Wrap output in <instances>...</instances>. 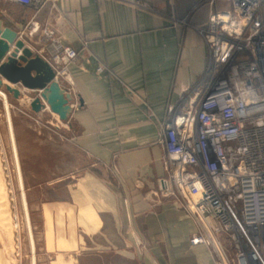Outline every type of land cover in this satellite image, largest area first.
I'll list each match as a JSON object with an SVG mask.
<instances>
[{
    "label": "crops",
    "instance_id": "crops-1",
    "mask_svg": "<svg viewBox=\"0 0 264 264\" xmlns=\"http://www.w3.org/2000/svg\"><path fill=\"white\" fill-rule=\"evenodd\" d=\"M144 1L152 9L125 0H57L38 11L0 3L4 25L39 55L49 58L51 46L29 31L33 20L78 51L62 79L73 108L65 140L47 132L22 140L32 165L22 186L41 197L33 210L24 203L29 264H215L208 246L191 244L199 227L189 212L154 194L166 176L162 127L210 63L198 28L211 7Z\"/></svg>",
    "mask_w": 264,
    "mask_h": 264
},
{
    "label": "built area",
    "instance_id": "built-area-1",
    "mask_svg": "<svg viewBox=\"0 0 264 264\" xmlns=\"http://www.w3.org/2000/svg\"><path fill=\"white\" fill-rule=\"evenodd\" d=\"M125 1L152 9L144 0ZM208 1V23L198 30L210 63L162 127L166 176L154 194L189 212L199 227L190 242L208 246L215 264H264V0ZM1 2L38 11L57 0ZM29 31L50 43L51 56L42 57L62 82L78 51L38 21Z\"/></svg>",
    "mask_w": 264,
    "mask_h": 264
},
{
    "label": "rangeland",
    "instance_id": "rangeland-1",
    "mask_svg": "<svg viewBox=\"0 0 264 264\" xmlns=\"http://www.w3.org/2000/svg\"><path fill=\"white\" fill-rule=\"evenodd\" d=\"M205 3L210 6L208 0H201L199 7ZM207 23L208 21L202 24L200 30ZM29 94L35 93L24 91L19 99H15L4 88L0 89V264H29L30 237L24 203L26 201V205L33 210L41 197H32L25 186L26 182L22 186L23 172L27 174L28 167H32L28 164V150L23 148L24 135L25 139L30 140L35 133L43 132L64 140L66 136V122L50 111L34 112L29 100L25 98L31 97ZM57 126L60 128L57 129ZM22 129L26 133L23 134ZM48 189L44 192L47 193ZM47 197L49 196L45 194L42 199ZM35 218L33 213V221ZM33 233L37 236L36 230Z\"/></svg>",
    "mask_w": 264,
    "mask_h": 264
},
{
    "label": "water",
    "instance_id": "water-1",
    "mask_svg": "<svg viewBox=\"0 0 264 264\" xmlns=\"http://www.w3.org/2000/svg\"><path fill=\"white\" fill-rule=\"evenodd\" d=\"M21 87L39 91L31 100V108L39 113L46 107L67 122L72 113V95L64 83L58 81L51 64L36 53L17 30L5 26L0 18V88L14 98L22 96Z\"/></svg>",
    "mask_w": 264,
    "mask_h": 264
},
{
    "label": "bare ground",
    "instance_id": "bare-ground-1",
    "mask_svg": "<svg viewBox=\"0 0 264 264\" xmlns=\"http://www.w3.org/2000/svg\"><path fill=\"white\" fill-rule=\"evenodd\" d=\"M20 88H23V87H21L20 86ZM0 89H2V88H0ZM25 89V88H24ZM26 91H27V89H26ZM51 112V111H50ZM53 115H55L56 117H59L57 114H55V113H52ZM9 116V115H8ZM9 119V118H8ZM10 120V119H9ZM11 125V124H10ZM11 127V126H10Z\"/></svg>",
    "mask_w": 264,
    "mask_h": 264
}]
</instances>
